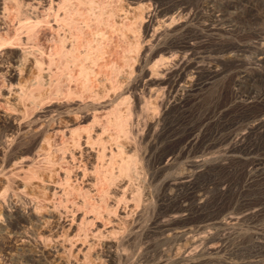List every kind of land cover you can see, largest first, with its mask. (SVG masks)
I'll use <instances>...</instances> for the list:
<instances>
[{"label":"bare ground","instance_id":"6f19581e","mask_svg":"<svg viewBox=\"0 0 264 264\" xmlns=\"http://www.w3.org/2000/svg\"><path fill=\"white\" fill-rule=\"evenodd\" d=\"M10 1H13V4L16 5L14 6L17 7L16 9L12 8L11 4V7L8 6L9 4H7V2L9 3ZM146 1L148 2L147 6H144L145 4L142 3L139 7V24L134 25H138L136 27L137 34L133 41L134 46L132 45L133 48L135 47V53L132 56L133 64L135 65L134 67L132 66L133 69L128 66L132 69L131 71H136L135 77L131 78L129 81L127 80L128 82L125 85L122 84L123 87L119 92H116V94L112 93L113 96L107 97L109 99L105 101V103H100L97 100L102 96L91 84V79L89 77L91 69L88 67L89 65L86 66L82 63L79 57L81 50H79L77 44L76 34L74 33V36L72 33L73 24H75L74 22L76 21L71 16L73 8L71 7L72 9H69V7H65L67 3H69V5L72 3L70 4L68 0H28L25 8H22V0H0V48L20 46V49L17 47L18 50L14 48L3 51V53H7L12 57L6 61L7 65L0 62V79L4 81V84H6L8 88L12 86L15 88L16 86L17 93H15V91L13 93H15V96L18 97L21 103L17 101V98L16 101L23 106V109L19 110L20 112H18L17 109L21 118L7 115L6 113V115H0V173H3L8 165L21 164L25 155L32 154L33 150L38 148L37 146L39 145L41 147L42 143L48 147H42V150H44L46 154L41 158L45 159L46 162H50V155L54 150L52 149V138L48 134V126L53 122H56L58 126L57 129H51L52 133L59 132L63 136L68 134L71 138V146L63 141L56 143V140H54V144L57 145L53 147H55V151L59 153L60 158H63L66 152L73 157L74 150L77 147L79 148V155L82 156L84 153L90 154V148H92V144L96 142L92 135V132L95 130L96 110L99 108H108V106L113 105L109 113L114 115L118 131L123 136L127 137L126 139H129L130 142L133 139V143H131L130 147L127 146L129 147L128 152L123 149L122 144L117 146L118 153L120 152L122 155L126 154L125 156L120 155L119 164L116 169L117 175L111 170H106L107 180L110 184L117 178L114 187L109 191L107 187L102 189V193L104 195H109L111 200L108 199L109 201H106V196L104 195L100 197V201L104 203L103 207H105L106 212L109 213V215L111 214L115 221L112 222L114 223V227L112 226V230H109L114 236L105 234L106 230L104 232H99L97 235L99 236V239L97 238L98 248L92 254V260H94L93 264H218L220 261L213 258V255H217L218 253L221 254V251L224 250V246L227 245H224L226 238L229 237L230 234H233L236 239L237 237L240 238V233L238 230L236 231L238 226L241 225L242 221L256 217L262 209L259 207H248L227 211L225 213L215 211V213L213 212L211 214H202L201 211L203 208L208 203H212H210V197L204 185L201 188H195L196 191H193L192 194L189 193L191 196L188 197L187 195L181 196V193H178L181 190L178 191L179 188H185L186 190L192 188L194 179L200 176L206 168L211 165L220 164V161L215 157L205 156L201 158L198 156L200 159L187 160V162L183 164L185 166L175 169L171 175L162 178L159 177L162 172L174 165L177 158L182 157L185 150L182 147L181 149H174L172 147L175 142L174 140H168L167 147L162 145L163 141L166 139L167 130L174 129L176 126V120L174 121L170 119L171 117L169 118L170 111L174 107L180 106L179 104L183 101L184 96L188 92L186 87H189L188 89L191 90L194 87L193 85H196L194 83L192 84L189 80L191 82L189 86L183 88L182 81L185 76L187 77L188 74H194V77L201 71H208L213 75L222 74L221 68L218 69L214 67L212 69L210 66L202 63L204 56L195 55V42L182 39L181 32L187 29L188 21L191 17H194L193 15L196 14L195 12L198 14L199 11V14L203 15L200 13L201 10H203L202 8L207 11V13H205L208 19L213 18L216 20L224 18H220V9L216 7L215 3L217 1L215 0H206L202 4H196L198 6L194 8L197 10L192 8V0H172L174 2L172 5L170 4V6H164V0ZM82 2L88 5L89 11H91L92 7L95 5V0H83L80 3ZM96 8L99 9L100 13L101 9L99 5ZM12 9H14V14H12ZM60 9H62V12L59 13ZM74 12H78V9H74ZM79 13L81 14V11L77 14ZM92 14L94 15V11ZM12 16L15 17V19H12ZM78 16L79 15H77V17ZM50 21L56 23V36L47 53L49 58L48 65L44 67L45 65H43L44 62L41 53L37 51L39 54H35V49L32 48L35 46V41L37 42L38 27L40 24L43 22L49 23ZM215 28L217 27L215 26L214 29ZM161 37H167L166 42L163 41L164 39L162 40ZM257 40L256 48L254 46L256 55L253 60L249 61L252 62V64L261 61V58L264 57V37ZM89 43L90 42H87L84 45H90ZM196 43L200 45L201 42ZM26 44H28V47L25 46ZM89 48L87 49L89 50ZM234 50L236 51H226L227 54L219 55L214 52L216 56L213 62L223 64L227 59H237V61H239L238 59L244 60V58H242L244 55L240 58L238 57L239 52L237 53L238 49L234 48ZM85 51L83 52L86 53L87 51ZM166 52L170 53L171 57L173 56L171 54L174 53V57L171 58L169 55L164 56L167 55ZM221 52L222 51H220V53ZM1 55L2 51H0V57ZM157 55L158 60L154 58ZM83 58H88V55H85V57L83 56L82 59ZM153 58L156 59L155 63H157V61L160 63L162 60H164L163 62L166 61V63L164 65L162 62L163 65L158 66V68L161 67L158 72L160 73L161 71L160 75L148 77L150 72L148 71L149 67L147 68V64L149 65V62ZM57 59L60 60L58 63H56ZM29 60L37 72L35 71L36 73L33 74L34 77L32 80L28 79L30 82L24 79L28 82L25 84L24 82L22 83L23 79L21 81L18 77L22 78L20 75L23 73V66L25 63L29 62ZM157 65L158 64H156V66ZM215 65L217 66L218 64ZM76 66L79 68L78 74L79 78L82 79L81 85L83 88V90L78 93H76L69 84L71 81L76 80L75 74L73 73V68ZM130 72L128 73L131 75L134 71L132 73ZM239 73H241L240 78L257 75L255 72L243 70ZM62 75H65L69 81V83L66 82L68 84H65V89H63V85L61 84ZM14 79L17 80L16 83ZM241 81L238 78V83ZM187 83L185 84L187 85ZM10 90L12 89H9V91ZM155 93H159V95L156 94V97L151 98ZM74 97H77L78 100H73ZM52 98H65V100L50 107H38L46 99ZM150 99L153 100L151 101ZM122 104H125V111H122L119 107ZM140 104H143V106ZM138 109L139 115H142L143 119L142 122H137V125H134L131 114H133L132 111L137 112ZM51 111H56V117L52 115L49 117ZM51 114L54 113L51 112ZM70 114H72L70 120L61 119V115L69 116ZM262 116L263 117L257 121L254 120L255 122L247 126L246 130L236 139L233 138L235 140H231L224 152H232L235 148L237 149V147L241 146L247 148L254 146L255 141L250 135L253 133L259 136L264 133V115ZM197 132L199 133V131ZM82 137L84 139L81 141ZM194 142H201L200 138H196ZM83 143L87 146L81 147ZM192 144L194 143L192 142ZM103 150L104 146L98 148V150H96L97 152L95 151L91 154V157H95L93 162L91 161L90 163L89 161L91 166L95 165V168L97 166H103L98 163L99 161L101 162L105 155ZM110 151L112 154L113 150L110 149ZM36 152V156H41L39 155L41 154L39 151H35V153ZM154 153L156 156L152 158ZM137 162H139L140 165L142 163L145 165H148V163L151 164V166H153V172L151 171V173L149 172L145 174V176H143L145 173L143 172V174H141L143 177H140L139 183L136 182L138 183L136 186L132 184L134 181L131 182V178L130 183L135 186L133 187L128 181L130 177L129 171L131 166H134ZM252 165L254 169L259 167L264 169V156L254 158L252 160ZM141 168L144 170L142 165ZM188 168L193 169L190 170ZM133 176L135 175H132V177ZM35 177H37V172L30 169L19 181H11L8 178H5L3 181L4 188L0 192V201L4 204L3 206H5V209L0 211V231L1 233L3 231V235H0V263L9 264L8 262H11L10 260H12L11 258L13 256L10 257L11 251L16 248L14 252L17 254L15 256H17L19 260V264H49L48 260L51 261L59 250L65 252L67 259L59 260L56 264H91V259H88L90 257L87 256H84L85 261H82L83 263L80 259H75L74 261L69 259L70 248L73 242L67 234V228L64 230L65 221L62 224L61 222L51 224L49 222L50 219L47 220V218H44V220H40L36 214L39 209L36 204L30 209H25L20 206L17 202L18 200L15 201L14 198L13 203H6V197L9 196L6 195V192H8L9 189L19 188L20 186L26 187L27 182ZM156 180L159 184L158 187H160L157 193H155L156 191L154 188L153 191L155 192L151 189V185L154 187L153 184ZM155 184L157 183L155 182ZM228 187V185H223L217 189L221 194H224L227 192ZM11 193L12 192H10V195ZM10 198H12V196ZM13 199L11 201H13ZM172 203L177 204L176 208H167ZM91 207L92 211L96 214H99V209L102 208L99 204L92 205ZM56 216L59 218L60 213ZM24 225L35 226L34 230L36 229V237H38V239L34 242V250L30 248L29 240H25L26 235H28L26 234L27 232L25 234L19 232V228ZM59 229L61 230L59 231ZM225 230L226 232L229 230V232H225V234L219 232ZM251 233V239H254L256 242H260V238L264 239V235L261 236L260 232L253 231ZM57 238L61 242L69 243L68 247H66V245L58 247L57 244H55L60 242H57ZM237 241L239 240L237 239ZM50 242L53 243L52 246L46 247V245H49L47 243ZM228 262L231 261L229 260ZM232 264H264V260L253 261L234 259Z\"/></svg>","mask_w":264,"mask_h":264},{"label":"rangeland","instance_id":"374dc122","mask_svg":"<svg viewBox=\"0 0 264 264\" xmlns=\"http://www.w3.org/2000/svg\"><path fill=\"white\" fill-rule=\"evenodd\" d=\"M27 1L28 0H22V4H25L24 6L22 5V8H25ZM69 1L70 4L72 3L74 6L67 3L65 7H69V9L73 8L71 16L76 21L74 22L75 24H73L72 33L76 34V36L75 34L74 36L77 38L79 50H81V54H83L81 55L79 53V57L82 60V63H84L86 66L89 65L88 67L91 69L89 73L91 84L96 89V91L100 92L102 96L98 98L97 101H99L100 103H105V101L109 99L107 97L113 96V94H116V92L118 93L123 85L131 80V78L135 77L136 71H131L135 65L133 64L134 62L132 58L135 53V47L133 48L132 45L134 46L133 41L137 34L136 27L138 25H134L139 24L140 5L144 3V6H147L148 2L146 0H95V5L93 3L94 7H92L91 11H89V7L86 3H80L83 0H68V2ZM205 1L206 0H192V8L198 6L196 4H202ZM215 1L217 2L215 3ZM215 1L214 3L216 7L220 9V18L223 17L224 19H216L219 22L213 18L208 19L206 14L207 11L202 8L203 10H201L200 13H202L203 15L199 14V11L198 14L197 12H195L196 14L194 13V17H191V19L188 21V31L187 29L185 30L186 32L182 31L181 37L184 40H192L190 42H195V55H200L202 57L204 56L205 59L203 58L202 63H204V65L210 66L212 69L214 67L218 69L221 68L220 70L222 74L219 73L217 75H213L208 71H201V74L199 73L194 77V74H188L187 77L185 76L183 80L184 82L182 81L183 88L189 86V83L191 82L192 84L194 83L196 85H193L194 87L191 89L192 91L188 89L189 87H186L188 92L186 91L187 93L184 96L183 101L181 102L182 104L180 103V106H176L170 111L169 118L171 117L170 119H173L174 121L176 120V126L174 127V129L172 128L167 130L165 139L166 143L164 140L162 144L167 147V141L174 140L176 142L175 143L173 141L174 144L172 145V147L174 149L177 150L181 149L182 147L185 150L182 157L177 158L176 162L178 164L175 162L171 168L162 172L159 178L171 175L175 171V169L185 166L183 164H185L187 160H196L200 159L199 157L202 158L208 156L215 157L218 161H220V164L209 166L208 168H206V170H204L202 174H200V176L194 179L192 185L193 189L190 188L191 191L190 189L186 190L185 188H179L178 191L180 189L181 190L178 193H181V196L187 195L188 197L191 196L193 191L195 192L196 189L201 188L204 185L205 189H207V194L210 197V203H212H208L206 205L208 207L205 206L203 208V210L201 211L202 214H211L213 212L215 213V211L225 213L227 211L248 207H259L260 209H262L256 217H254L253 219L244 220L242 221L241 225L238 226L236 231L238 230L241 236L240 238L237 237L239 241H237L236 237L233 234H230V236L225 240L224 245H227L224 246V250L221 251V254L218 253L219 255H213V258L220 261L218 264H232L234 259L261 261V259L264 260V239L260 238V242H256L254 239H251L252 237L250 235L253 231L260 232L261 236L264 235V217H261L264 216V169L260 167L254 169L252 165V160L254 158L264 156V133L261 134L262 136H256L253 133L250 135L251 138L255 141L254 146H250L248 148L245 146L237 147V149L235 148L232 152L229 153H225L224 150L231 142V140H235L241 133L246 130L247 126L257 121L258 119L263 117L262 115H264V57H262V60L259 62H255L253 64L252 62H249L253 60L254 56L256 55L255 48L257 46V39L264 37V0ZM173 2L174 1L172 0L163 1L164 6H170V4L172 5ZM7 4H9L8 6L10 7L12 5V8H17L14 7L16 5L13 4V1H10L9 3L7 2ZM98 5L101 9L100 13L99 9L96 8ZM74 9H78V12L81 11V14H77L78 12H74ZM93 11L94 15L92 14ZM60 12H62V9L59 10V13ZM12 14H14V9H12ZM228 14L231 17H229ZM77 15L79 16L77 17ZM13 18L15 19V17L12 16V19ZM213 20L216 22H214ZM55 24L56 23L54 21H50L49 23L43 22L40 24V26L38 27V39L37 42L35 41V46L32 48L35 49V54L41 53V57L44 62L43 65H45L44 67L48 65L49 58L47 53L56 36ZM209 26L212 28H210ZM213 26H216L217 28L214 29ZM207 27H209L210 29ZM161 38L166 42L167 37ZM86 41L90 42V45H84L87 43ZM196 42H201V46ZM28 44H26L25 46H27ZM17 47L18 46H14L11 48H0V51H2L0 62L2 64L5 63L4 65H7L6 61L12 56L7 53H3V51L14 48L16 50L20 49V46L18 47V49ZM87 48H89V50ZM234 48L238 49V57L241 58L244 55L242 57L244 58V60L238 59L239 61H237V59H227V62L225 61V63L223 64L213 62V59L216 56L215 53H218L217 55H219L227 54L226 51L231 50L235 52L236 50H234ZM83 51H85L87 54ZM220 51L222 52L220 53ZM166 54L167 55L164 56L169 55V57H171L170 53L166 52ZM85 55H88V58H83V60L82 57H85ZM171 55H173L171 57L173 58L174 53ZM154 58L158 60V55ZM153 59L149 62V65L147 64V68L149 67L148 71L150 72V75L148 72V77H155L158 76V74L160 75L161 73V71L160 73H158L161 68H158V66H162V62L164 60H162L161 62L159 61L161 63L160 64L158 63V61L157 63H155L156 59ZM59 61L60 60L57 59L56 63H58ZM29 62L25 63L23 66V73L20 75L22 78L18 77V79H20L21 81L23 79L22 83L24 82L25 84L30 82L28 81V79L32 80V78L34 77L33 74L37 72L36 69L31 65V62ZM163 63L165 65L166 61ZM214 63L218 65L216 66ZM156 64L158 65L156 66ZM128 66L133 67L131 69ZM242 70L255 72L257 73V75L251 77L246 76L247 78H240L241 73L239 72ZM128 72L133 73L130 75ZM73 73L75 74V81H71L69 83L67 77L65 75H62L61 84L63 85V89H65V84L69 83L72 89L76 93H78L79 91L83 90V88L81 85L82 79L79 78V68L77 66L73 68ZM238 78L240 79V81L242 80L240 83H238ZM24 79L28 82H26ZM16 81L17 80L14 79L15 83ZM185 83H187V85ZM9 89L12 90L9 91ZM14 91L15 93H17L16 86L15 88L14 86L8 88L6 84H4V81H1L0 79V115L7 114L18 117L21 116L20 113L18 114V112H20L19 110L23 109V106L20 104L21 101H19L18 97L15 96V93H13ZM156 94L157 93L152 95L151 98L159 95V93L157 95ZM16 98L20 103L16 101ZM64 100L65 98L46 99L38 107H50ZM73 100L77 101L78 98L74 97ZM150 100L152 101L153 99ZM140 105L143 106V104ZM112 107L113 105L108 106V108H99L96 110L97 117L95 130L94 132H92V135L95 138L94 141L96 142L92 144L93 147L90 148V154L84 153L82 156L79 155V148L77 147L74 150L73 157L68 155V152H66L64 157L60 158L59 153L55 151V147H53L54 145H57L54 143H60L61 141H63L64 143H67V145H70L71 138L68 134L63 136L59 132L52 133L51 129H57L58 126L56 122H53L48 126V134L52 138V149L54 150V152H52L50 155V162H46L45 159L41 158L46 154V152L42 149L48 147L47 145L42 143L43 145L41 144V147L39 145L37 146L38 148L34 149L35 151H39V153H41L39 155L41 156H36L37 152L35 153V151L33 150L32 154L25 155L21 164L8 165L4 172L0 173L1 192L4 188L3 181L5 178H8L11 181H19L21 180L20 178H23L24 174H26L30 169L37 172V177L29 180L26 187L20 186L19 188H14L15 190H7L9 193L6 192V195H9L10 197L12 196V198L7 196L5 201L9 204L11 202L13 203L14 199L15 201L18 200L17 202L20 204V206L25 209H30L34 204H36L39 207L36 213L37 217L40 220H44V218H47V220L50 219L49 222L51 224L59 222H61L62 224L65 221L64 230L65 228H67V234L73 242V245L70 248L69 257L71 261L80 259L81 262H84V256L90 257L88 259H93L92 254L98 248L97 245L99 236L97 235L100 231L104 232L106 230L105 234L114 236L113 233L109 232V230H112V226L114 227V223L112 222L115 221L113 219V216L111 214L109 215V213L106 212L105 207H103L104 203L100 201V197L104 195L102 193V189L104 187H107L109 191L114 187L116 183L117 178L111 184L110 182H108L106 170H111L112 172H114V174L116 173L115 175H117L116 169L117 165L119 164L120 155H122L120 154V152L118 153L117 146H120L122 144L123 149L128 152V148L130 147L131 143H133V139L131 138L132 140L130 142L129 139H126L127 137L123 136L118 131V127L115 124L114 115L112 113H109ZM119 107L122 111H125L126 109L125 104H122ZM51 112H53L54 114H51ZM51 112L49 113V117H51V115L56 117V111ZM132 113L133 114H131V117L134 125H137V122H142L143 117L142 115H139V109L137 112L132 111ZM205 113L207 116L205 115ZM71 117L72 114H70L69 116L61 115V119L70 120ZM197 131H199L200 134ZM195 137H199L201 142L195 143ZM83 139L84 138L82 137L81 141ZM54 140L56 141L54 142ZM192 142L194 144H192ZM185 144L190 145L186 146ZM86 146L87 145L85 143L81 145V147ZM102 146H104L103 152L105 155L103 156L101 162L99 161L98 163H100L99 165L103 166H97L95 168V165L91 166L90 164L91 161L93 162L95 158L91 157V154H93L96 150H98V148H101ZM110 149L113 150L112 154ZM221 153H223L224 155ZM123 155L125 156L126 154ZM155 156L156 155L154 153V156L152 155V158H155ZM138 163L139 162L135 163L134 166H131V172L129 171V184H131L130 179L132 178L134 180L131 179V182L134 181L132 184H134L135 186L139 183V179L142 176L141 174H143V172H145L143 174V176H145V174H148L149 172L151 173V171L153 170V166H151V164L148 163V165H145L144 163H142L141 165L144 167V171L142 170L143 168H141L140 163ZM188 169L192 170L193 168ZM131 173L135 176L132 177ZM155 182L157 184H155ZM132 184L131 186L135 187ZM223 185H228L229 187L227 192L221 194L217 188ZM153 186L154 187H152L151 185L152 191L154 188L156 192H153L157 193L160 188L158 187L159 184L157 180L154 181ZM233 186L236 187L234 188ZM10 192H12L11 195ZM104 196H106V201L111 200L109 195ZM12 199L13 201H11ZM97 204L102 206V208L99 209V214H96L94 211H92L91 207L92 205ZM3 205L4 204H2V202L0 201V211L5 209V206ZM176 206L177 204L172 203L167 208L174 209L176 208ZM59 213L60 217L57 218L56 215H59ZM239 227L242 229H240ZM31 228L33 231L31 230ZM34 228L35 226L31 225H24L19 228V232H23L24 234L27 232L26 234L28 235H26L25 240H29L30 248L32 250L35 249L34 242L38 239V237H36V229L34 230ZM60 230L61 229H59V231ZM219 232L225 234L226 230ZM227 232H229V230H227ZM0 235H3V231L2 233L0 231ZM59 239L57 240V242L60 241ZM60 242L55 244H57L58 247L65 245L66 247H68L69 243L67 244V242ZM47 244L49 245H46V247H51L53 243L50 242ZM15 249L16 248L11 251L14 254H10V257L12 255L13 256L11 258L12 260H10L11 262H8L9 264H19V260L17 259V256H15L17 255L14 252ZM64 257H66L65 252L59 250L56 253V256L51 261L48 260V262L49 264H56V262L59 260L61 261L67 259V257ZM91 260L90 263L93 264L94 260ZM229 260L231 262H228Z\"/></svg>","mask_w":264,"mask_h":264}]
</instances>
